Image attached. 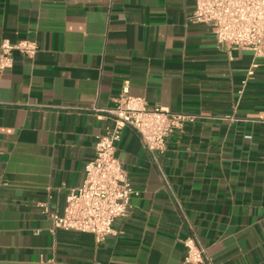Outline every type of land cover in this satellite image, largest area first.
I'll return each mask as SVG.
<instances>
[{
	"label": "crops",
	"instance_id": "1",
	"mask_svg": "<svg viewBox=\"0 0 264 264\" xmlns=\"http://www.w3.org/2000/svg\"><path fill=\"white\" fill-rule=\"evenodd\" d=\"M193 0H0V44L36 42L0 70V264H264V56L216 42L187 20ZM244 81V83H243ZM129 94L195 114L155 159L125 127L116 156L137 192L101 242L55 228L82 185L92 108Z\"/></svg>",
	"mask_w": 264,
	"mask_h": 264
},
{
	"label": "built area",
	"instance_id": "2",
	"mask_svg": "<svg viewBox=\"0 0 264 264\" xmlns=\"http://www.w3.org/2000/svg\"><path fill=\"white\" fill-rule=\"evenodd\" d=\"M187 20L209 26L220 45L248 49L255 57L264 56V0H193V11ZM37 50L36 42L31 40L2 41L0 70L12 66L14 51L32 57ZM92 110L111 118L114 126L96 137L94 155L84 167L83 183L68 191L63 214L50 212L46 206L44 212L55 228L88 233L96 242H101L114 232V220L129 214L130 198L137 193L116 156L121 130L125 127L134 130L145 150L155 159L156 154L166 150L168 137L197 116L171 112L159 106L150 107L143 98L129 94L128 82H124L119 94L113 98L112 106H94ZM183 244L185 263L211 264L205 248L193 234L186 237Z\"/></svg>",
	"mask_w": 264,
	"mask_h": 264
}]
</instances>
